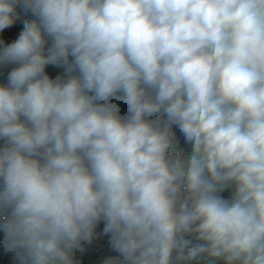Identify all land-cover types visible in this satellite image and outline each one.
<instances>
[{"label": "clouds", "instance_id": "1", "mask_svg": "<svg viewBox=\"0 0 264 264\" xmlns=\"http://www.w3.org/2000/svg\"><path fill=\"white\" fill-rule=\"evenodd\" d=\"M0 252L264 264V0H0Z\"/></svg>", "mask_w": 264, "mask_h": 264}, {"label": "built area", "instance_id": "2", "mask_svg": "<svg viewBox=\"0 0 264 264\" xmlns=\"http://www.w3.org/2000/svg\"><path fill=\"white\" fill-rule=\"evenodd\" d=\"M103 225H100V230H102ZM105 242L107 238H104ZM82 264H103V257L96 255H87L82 258Z\"/></svg>", "mask_w": 264, "mask_h": 264}, {"label": "rangeland", "instance_id": "3", "mask_svg": "<svg viewBox=\"0 0 264 264\" xmlns=\"http://www.w3.org/2000/svg\"><path fill=\"white\" fill-rule=\"evenodd\" d=\"M0 264H10V257H6L0 252Z\"/></svg>", "mask_w": 264, "mask_h": 264}, {"label": "trees", "instance_id": "4", "mask_svg": "<svg viewBox=\"0 0 264 264\" xmlns=\"http://www.w3.org/2000/svg\"><path fill=\"white\" fill-rule=\"evenodd\" d=\"M25 18L26 19H31V17L29 15H27V14H25Z\"/></svg>", "mask_w": 264, "mask_h": 264}]
</instances>
